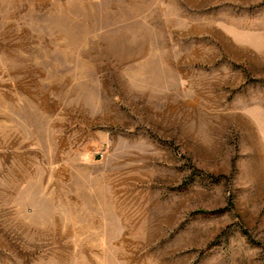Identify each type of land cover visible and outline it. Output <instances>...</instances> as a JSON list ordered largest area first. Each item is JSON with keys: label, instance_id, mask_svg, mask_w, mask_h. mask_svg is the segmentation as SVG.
<instances>
[{"label": "rangeland", "instance_id": "1", "mask_svg": "<svg viewBox=\"0 0 264 264\" xmlns=\"http://www.w3.org/2000/svg\"><path fill=\"white\" fill-rule=\"evenodd\" d=\"M0 264H264V0H0Z\"/></svg>", "mask_w": 264, "mask_h": 264}]
</instances>
